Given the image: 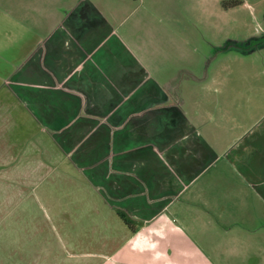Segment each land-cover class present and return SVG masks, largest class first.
<instances>
[{
	"label": "crops",
	"instance_id": "crops-1",
	"mask_svg": "<svg viewBox=\"0 0 264 264\" xmlns=\"http://www.w3.org/2000/svg\"><path fill=\"white\" fill-rule=\"evenodd\" d=\"M145 1L0 0V264H264V10Z\"/></svg>",
	"mask_w": 264,
	"mask_h": 264
},
{
	"label": "rangeland",
	"instance_id": "rangeland-1",
	"mask_svg": "<svg viewBox=\"0 0 264 264\" xmlns=\"http://www.w3.org/2000/svg\"><path fill=\"white\" fill-rule=\"evenodd\" d=\"M151 1L152 0L145 1L146 7L152 5L154 6L155 11L158 13H167V10L172 11L174 9V11L177 13H181L184 11H192L194 14H206L207 16L203 18H208V20H204L203 24L206 25L209 29H212V27L215 26V23L220 17V15L223 18L224 22L226 21V28H232L231 24L233 19L230 18L234 17L233 14L240 15L239 17L241 19L239 28H241V30H246L250 33H256V31L258 30L257 28L262 29L264 27L261 23V20L259 19L262 15V11L264 10V0H246V3L244 5L241 3L237 6L229 8L224 7L223 2H229L232 0H154L152 4ZM146 7H140L138 11H143L146 9ZM146 10H148V7ZM256 21L260 23L263 27L260 26ZM14 38V41L12 39H8V44L13 41L12 46L16 47V45L18 44L17 37ZM2 42L3 41L1 40V44ZM247 68V63H244V65L242 64L243 70ZM255 79H258V77H255ZM259 79H264V76H261ZM80 233L89 234V227L81 225ZM260 261L261 260H258V262Z\"/></svg>",
	"mask_w": 264,
	"mask_h": 264
},
{
	"label": "trees",
	"instance_id": "trees-1",
	"mask_svg": "<svg viewBox=\"0 0 264 264\" xmlns=\"http://www.w3.org/2000/svg\"><path fill=\"white\" fill-rule=\"evenodd\" d=\"M241 3H242V1H240V0H232L229 2H223V6L226 8H229V7L237 6ZM118 214L121 217V219L125 222V224H127L129 226V228H131L133 230L134 228L131 227V224L129 223V220L126 218V216L123 213H118Z\"/></svg>",
	"mask_w": 264,
	"mask_h": 264
}]
</instances>
